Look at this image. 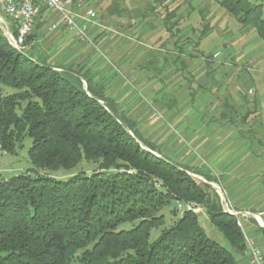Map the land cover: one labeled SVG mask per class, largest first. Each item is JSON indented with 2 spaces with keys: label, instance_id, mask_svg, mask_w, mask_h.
Masks as SVG:
<instances>
[{
  "label": "trees",
  "instance_id": "16d2710c",
  "mask_svg": "<svg viewBox=\"0 0 264 264\" xmlns=\"http://www.w3.org/2000/svg\"><path fill=\"white\" fill-rule=\"evenodd\" d=\"M213 1L264 45L262 4ZM167 17L165 28L172 33L177 22ZM33 40L32 34L24 47ZM0 84L16 90L0 93V152L13 155L29 138L34 169L68 171L82 161L97 166L90 175L65 181L20 174L0 182V264H71L75 252L80 264H238L206 236L195 209L245 256L237 217L224 212L216 192L194 176L214 184L216 178L166 159L160 145L144 138L137 122L106 95L105 79H95L90 67L39 61L0 32ZM166 107L161 111L173 110ZM246 119L247 113L240 123ZM209 122L233 123L227 113ZM172 201L184 210L150 242L151 231L164 226L160 212ZM124 224L133 226L121 229ZM256 231L264 235V229Z\"/></svg>",
  "mask_w": 264,
  "mask_h": 264
},
{
  "label": "rangeland",
  "instance_id": "374dc122",
  "mask_svg": "<svg viewBox=\"0 0 264 264\" xmlns=\"http://www.w3.org/2000/svg\"><path fill=\"white\" fill-rule=\"evenodd\" d=\"M76 1L81 4L82 11L92 10L96 16L95 24L92 25L97 29L96 36L89 37L91 41L89 45H93L91 48L97 47L102 57L94 51V59L99 57V60L91 61L93 63L89 67L98 71L105 64L111 78L120 80L126 91L138 89L131 83L132 75L142 78L140 95L143 94L145 100L135 102L134 106L131 104L129 112L137 124H140L138 129L144 138L160 145L162 155L169 161L195 167L202 173L208 172L216 178L217 183L214 184L196 177L202 183L211 184L216 188L211 187L222 207L228 196L231 206L244 209V205H240L244 196L241 193L238 195L236 190V198L232 199L228 193V160L233 176L237 177V187L244 190L247 185L246 178L255 181L250 185L252 187L249 189L250 193L253 195L252 189L260 190L257 197L263 204L264 132L259 131V119L249 120L247 115L246 122L240 123L241 117L246 113L243 109L246 101L242 98L248 95L241 93L236 98L233 92L230 93L234 84L230 76L244 65L245 68H249V74L255 83L258 104L264 107V45L256 37L254 30L241 26L213 0ZM250 1L262 4L264 17V0ZM168 15L171 22L177 19V26H180L178 30L180 29L179 32H183L185 36L180 37L181 34L175 33L176 39L166 31L165 22ZM9 24L8 18L0 10V25L6 29ZM98 30L101 33H98ZM0 32L4 35L1 28ZM44 32L46 34V31ZM102 35L107 38L105 41L103 37L100 38ZM176 40L182 42L185 55L178 56L174 51L173 44ZM35 42L36 38L31 44L34 45ZM194 42L198 43L197 48H194ZM37 48V45L33 46V50ZM23 51L27 55L33 54L31 47L28 46L24 47ZM216 52H220L224 59L235 56L237 67H232L235 61L231 59L229 61L231 67H225V70H222L225 65L221 63L208 66L209 63L211 65L216 63L214 61L218 57L216 59L212 57ZM106 66L98 72L104 74ZM244 87L241 86V89L244 90ZM0 93L5 96L12 95L16 90L0 84ZM224 104L227 108L223 107ZM166 106L176 110V115L179 113L182 117L186 115V123L194 122L191 129L200 133L196 142L192 143L191 137L182 134L168 121L166 111H161ZM229 107L232 109H228ZM17 113L20 114V111ZM220 113H227L233 123L220 125L209 122L218 120ZM154 120H157V124H153ZM31 143V139H24L13 155L0 152V182L20 174L32 178L47 176L65 181L74 175H90L97 170L95 163L86 161L80 162L68 171L34 169L28 158ZM262 209L264 212V207ZM173 210H176L174 216L171 214ZM183 210L184 208L174 201L163 208L160 215L164 217V226L151 231L150 242L157 239L163 228L173 225ZM195 212L199 214V224L206 236L232 253L238 264H246L207 220L204 211L195 209ZM262 217L264 214L257 219L262 220ZM237 222L241 224V221ZM132 226L133 224H124L120 228L127 230ZM244 235L247 234L243 233V237ZM248 236L254 238L264 257V246L261 247L259 244L257 231ZM78 255L79 252L73 254L71 264H80L76 261Z\"/></svg>",
  "mask_w": 264,
  "mask_h": 264
},
{
  "label": "crops",
  "instance_id": "0c3cea01",
  "mask_svg": "<svg viewBox=\"0 0 264 264\" xmlns=\"http://www.w3.org/2000/svg\"><path fill=\"white\" fill-rule=\"evenodd\" d=\"M178 18H179L178 20H180V16ZM47 19H49V18H47V17L39 18L35 24L33 35H34V40L36 38V42L34 43V45H37L38 48L33 50V46H34L33 43L32 44L30 43L28 45V47H31V49L33 51L32 55L35 59H37L39 61H43V62L45 61L48 64H51V65H54L57 67L70 68L71 66H74V68H80V67H84V66L89 67L93 63L91 61H94V62L98 61L99 57H102V54L99 52L97 47L91 48L93 45L90 46V45H84V44L79 43V42L76 43L75 41H77V40H75V38H73L71 35H69L67 32H65L61 28L59 30L54 31V32H47L45 29L46 25H47L46 24ZM173 22H177V24H178L177 19L173 20ZM178 28H180V26H175L174 31L171 33L174 38H176L175 33L181 34V35H179L180 37L185 36V34L183 32H179L180 29L178 30ZM95 29H96L95 27L90 26L89 37L94 38L96 36ZM44 31H46V34ZM98 33H101V31L99 32V30H98ZM103 36L104 35L100 36V38ZM103 39H104L103 41H105L107 38L103 37ZM179 44H178L179 48L177 51L175 50L176 48L173 44L174 51L176 53H178V56L185 55V50L182 49V42L180 40H179ZM194 44H195L194 48H197L196 45L198 43L194 42ZM195 50L198 51V49H195ZM94 51L97 52V54H99L98 58L94 59V55H93ZM230 59L235 61V65H233L232 67H237V65H236L237 59L235 56L230 57L229 59H224L221 54L218 56V59L214 61L216 63H214L213 65H211L209 63L208 66H215L217 63H221V65H223V66L225 65L222 70H225V67L226 68L231 67V65L229 63ZM243 60H245V58H243ZM246 62L248 63V61H246ZM247 63H245V65ZM180 65H182L181 60H180ZM105 66L106 65L104 64L102 67H100L98 69V71L105 68ZM98 71H97V69H93V72L95 74V79H98V78H104L105 79V81L107 83L106 84V95L110 98H113L115 100V102L117 103V105L121 108V110L125 111L126 113H128L133 118V116L129 112L130 105L133 104V106H134L135 102L145 100L144 95L143 94L140 95V92H141L140 87H142V85H141L142 78L140 76L135 75V74H134V76L132 75L131 83L134 84L135 86H137L139 90L137 89V90H132V91H126L123 89V86H122L123 83L120 80H116V79L113 80L111 78L110 71H109L108 67L106 68V71L104 72V74H103V72L100 73ZM230 77H232L233 82H234V84L232 86L233 90H231L230 93L233 92L232 94H234L236 96V98H237V95H239L241 93L248 95V97L242 98L243 100L246 101L245 102L246 106H244L243 109L246 110V113L249 117V120H251V119H254V120L259 119L260 120V122L258 124V126H259L258 128H259V131L264 132V107H262L261 104H258L259 102L256 99L255 83L249 74V68L248 67L245 68L244 65H242L241 68L236 69L234 74ZM241 86H245L244 90H246V92L241 89ZM249 101H250V103H248ZM175 111L176 110H170V111L166 112L167 117H168V121L171 122V124H173L174 127L179 129L182 134H185L188 137H191L192 143L196 142V140L199 138L198 136H200L198 134H200V133H198L196 130L191 129V127H193V125H194L193 124L194 122L186 123L185 119L187 116L185 115V117H182V115L180 113L176 115ZM150 124H151V122H150ZM153 124H157V120L156 121L154 120ZM139 125L137 124L138 127H140ZM140 132H141V130H140ZM228 162H229V160H228ZM228 162H227V173H228L227 188H228V193H229L230 197H232V199L236 198V193H237L236 190L238 191V195L241 193L244 197L242 198L243 201L240 202V205L241 204L244 205V209L243 210L238 209V208L236 209L233 206H231L232 204L230 205V203L228 201L229 200L228 196H226L227 201H225V203L227 204L229 210L235 214V216L237 217V220L241 221L242 227H240V228L242 229V232L247 234V235H250L253 232H255L258 228L264 229V225L261 223V222L264 223V217H262L263 221L261 219H259V220L257 219V217H260L264 214V212L262 211L263 210L262 208L264 207V203L261 204V199H259L257 197L258 193H260V190L252 189L251 192L253 195H251V193H250V190L252 188L250 185H251V183H253L255 181H251L250 179L246 178L245 182L247 185L244 188V190H242V188H240V187H237V183H236L237 177L233 176L234 173L230 170ZM260 165L262 166V164H260ZM240 176H241V174H239L238 177L240 178ZM223 210H224V208H223ZM224 212H226V211L224 210ZM257 221H259V222H257ZM258 237H259L258 239L260 241L259 244L261 245V247L264 246V235L260 234V235H258ZM241 257H242V260L244 261V263L249 264L246 256H241Z\"/></svg>",
  "mask_w": 264,
  "mask_h": 264
},
{
  "label": "built area",
  "instance_id": "2783aa9c",
  "mask_svg": "<svg viewBox=\"0 0 264 264\" xmlns=\"http://www.w3.org/2000/svg\"><path fill=\"white\" fill-rule=\"evenodd\" d=\"M0 10L16 31V36H13L6 27L7 35L4 36L12 47L19 50L24 48L25 40L33 34L40 15L49 18L45 24L47 32L61 28L78 42L91 44L89 29L95 24V13L92 10L82 11L81 4L76 0H0ZM219 55L220 52H216L212 57L216 59ZM223 208L226 213L235 216L226 203ZM244 241L248 263L264 264V257L254 238L244 235Z\"/></svg>",
  "mask_w": 264,
  "mask_h": 264
},
{
  "label": "water",
  "instance_id": "95a60500",
  "mask_svg": "<svg viewBox=\"0 0 264 264\" xmlns=\"http://www.w3.org/2000/svg\"><path fill=\"white\" fill-rule=\"evenodd\" d=\"M0 28H1V30L3 31V33H4V35H7V31H6V29L3 27V26H1L0 25ZM16 50H18L19 51V49H17V48H15ZM195 178H196V176H194ZM211 187H213V189H216L213 185H211V184H209Z\"/></svg>",
  "mask_w": 264,
  "mask_h": 264
}]
</instances>
